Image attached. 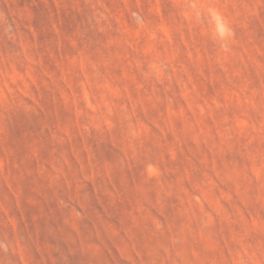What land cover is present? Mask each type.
<instances>
[{
  "label": "rangeland",
  "instance_id": "1",
  "mask_svg": "<svg viewBox=\"0 0 264 264\" xmlns=\"http://www.w3.org/2000/svg\"><path fill=\"white\" fill-rule=\"evenodd\" d=\"M0 264H264V0H0Z\"/></svg>",
  "mask_w": 264,
  "mask_h": 264
}]
</instances>
